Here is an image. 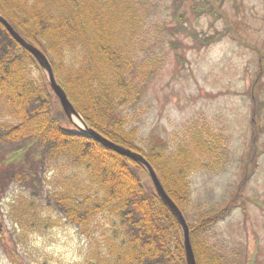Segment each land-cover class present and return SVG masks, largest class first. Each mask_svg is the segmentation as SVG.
<instances>
[{
    "label": "rangeland",
    "instance_id": "rangeland-1",
    "mask_svg": "<svg viewBox=\"0 0 264 264\" xmlns=\"http://www.w3.org/2000/svg\"><path fill=\"white\" fill-rule=\"evenodd\" d=\"M93 1L116 21L115 35L121 36L125 129H135L139 143L155 145L172 164L182 149L197 151L185 177V216L197 224L218 212L197 240L227 264H264V0ZM70 60L67 52L64 61ZM30 66L35 78L50 85L40 65ZM53 94L54 112L66 116ZM11 119L0 104V123ZM8 149L0 146V152ZM73 154L50 155L47 164L39 162L36 176L23 180L0 157V264L101 263L93 240L60 213L47 210L52 225L38 229L23 228L12 212L14 200L23 209L46 206L57 184L87 185L86 160L75 162ZM75 173V181H65ZM143 177L154 187L149 173Z\"/></svg>",
    "mask_w": 264,
    "mask_h": 264
},
{
    "label": "trees",
    "instance_id": "trees-1",
    "mask_svg": "<svg viewBox=\"0 0 264 264\" xmlns=\"http://www.w3.org/2000/svg\"><path fill=\"white\" fill-rule=\"evenodd\" d=\"M0 13L48 56L58 82L88 126L143 154L187 214L189 183L185 177L197 151L182 149L177 163L172 164L155 145L145 148L139 143L135 129H125L120 106L126 100L122 93L127 87L126 67L112 16L93 0H0ZM67 52H72L74 62L65 63ZM32 61L39 66L0 21V104L12 115L11 120L0 123V146H9L8 151L0 152L4 166L14 171L17 180L31 179L37 175L39 162L47 164L50 155L69 150L77 158L75 162L86 160L90 181L83 186L75 181L76 173L63 176L66 182L72 179L75 183L57 184L41 212L29 206L30 210L23 209L22 202L14 200L17 223L23 228L27 224L47 228L52 225L47 222L50 209L93 240L95 260L100 264H187L181 226L155 188L144 180L145 166L101 144L67 115L55 113L53 90L47 80L32 75ZM63 117L76 129L65 125ZM195 146L199 151L201 145ZM217 213L212 211L197 224H190L198 264H227L196 238L199 231L214 224ZM172 236L177 237L176 243Z\"/></svg>",
    "mask_w": 264,
    "mask_h": 264
},
{
    "label": "water",
    "instance_id": "water-1",
    "mask_svg": "<svg viewBox=\"0 0 264 264\" xmlns=\"http://www.w3.org/2000/svg\"><path fill=\"white\" fill-rule=\"evenodd\" d=\"M0 21L6 26L10 34L14 37V39L25 49L30 51L32 55L36 58L38 63L42 66V68L46 71L48 74V78L51 84V87L53 88L55 94L58 96V99L66 113V115L74 121L75 117L78 118L82 124L86 132H89L95 138L103 145L115 150L116 152L120 154H124L140 163H142L146 169L148 170L150 177L152 179L153 185L163 200V202L169 207V209L172 211V213L177 218L182 232H183V242L185 247V254H186V260L187 264H198L196 259V254L194 251L192 239H191V229L189 222L184 215L182 209L179 207V205L171 198V196L166 191L164 185L161 182V179L159 175L157 174V171L155 167L147 160V158L141 154L138 151H135L131 148H128L126 146H123L121 144L115 143L111 141L110 139L103 136L101 133L96 131L95 129L88 126L86 121L84 120L83 116L80 114V112L75 108L74 104L71 102L67 92L62 87V85L58 82L52 64L48 58V56L44 53L43 50H41L39 47L34 45L32 42L28 41L25 37H23L15 28L14 26L0 13Z\"/></svg>",
    "mask_w": 264,
    "mask_h": 264
},
{
    "label": "bare ground",
    "instance_id": "bare-ground-1",
    "mask_svg": "<svg viewBox=\"0 0 264 264\" xmlns=\"http://www.w3.org/2000/svg\"><path fill=\"white\" fill-rule=\"evenodd\" d=\"M76 118V117H75ZM76 120H78V122L82 123L78 118H76Z\"/></svg>",
    "mask_w": 264,
    "mask_h": 264
}]
</instances>
